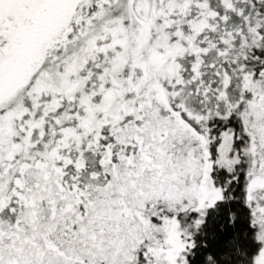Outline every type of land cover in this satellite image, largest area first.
Returning <instances> with one entry per match:
<instances>
[{
    "label": "snow or ice",
    "instance_id": "obj_1",
    "mask_svg": "<svg viewBox=\"0 0 264 264\" xmlns=\"http://www.w3.org/2000/svg\"><path fill=\"white\" fill-rule=\"evenodd\" d=\"M0 264H264V0H0Z\"/></svg>",
    "mask_w": 264,
    "mask_h": 264
}]
</instances>
